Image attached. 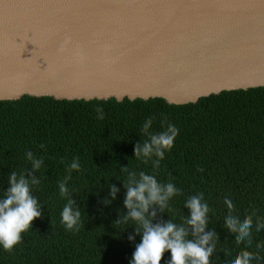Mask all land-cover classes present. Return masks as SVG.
Instances as JSON below:
<instances>
[{"label": "trees", "instance_id": "obj_1", "mask_svg": "<svg viewBox=\"0 0 264 264\" xmlns=\"http://www.w3.org/2000/svg\"><path fill=\"white\" fill-rule=\"evenodd\" d=\"M0 264H264V87L0 100Z\"/></svg>", "mask_w": 264, "mask_h": 264}, {"label": "water", "instance_id": "obj_2", "mask_svg": "<svg viewBox=\"0 0 264 264\" xmlns=\"http://www.w3.org/2000/svg\"><path fill=\"white\" fill-rule=\"evenodd\" d=\"M264 87V0H0V100L198 102Z\"/></svg>", "mask_w": 264, "mask_h": 264}]
</instances>
